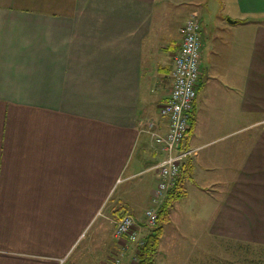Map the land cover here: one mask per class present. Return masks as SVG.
<instances>
[{"label": "crops", "instance_id": "crops-1", "mask_svg": "<svg viewBox=\"0 0 264 264\" xmlns=\"http://www.w3.org/2000/svg\"><path fill=\"white\" fill-rule=\"evenodd\" d=\"M211 2L185 139L198 151L156 263L223 238L264 244V0H0V264H65L115 187L86 264H117V220H142L159 182L147 128L168 129L182 28Z\"/></svg>", "mask_w": 264, "mask_h": 264}, {"label": "built area", "instance_id": "built-area-1", "mask_svg": "<svg viewBox=\"0 0 264 264\" xmlns=\"http://www.w3.org/2000/svg\"><path fill=\"white\" fill-rule=\"evenodd\" d=\"M200 29V19L196 16H192L182 28L183 40L174 58L171 74L172 88L161 106V114L168 120V129L166 132L159 131L155 122H151L147 128L157 148L165 154L153 167L160 175L159 182L152 196V205L144 211L142 220L130 213L123 214L117 220L114 233L118 246L117 264L123 262L131 244L138 246L144 243V225L155 226L158 210L169 190L179 180L183 164L197 154L198 148L187 147L185 139L190 130L201 78L203 42ZM132 255L130 264H138L137 253Z\"/></svg>", "mask_w": 264, "mask_h": 264}, {"label": "rangeland", "instance_id": "rangeland-1", "mask_svg": "<svg viewBox=\"0 0 264 264\" xmlns=\"http://www.w3.org/2000/svg\"><path fill=\"white\" fill-rule=\"evenodd\" d=\"M215 6L216 5L211 2L209 9L205 7L203 14L199 16V18L201 19L203 33H206L207 29L210 30L211 28H213L211 26V22L217 21L218 17H220L221 7L216 8ZM213 29H215V27ZM142 175L140 177L148 178L151 175V172L148 171ZM140 177H138L137 179H139ZM119 188L121 189V187ZM117 194H118V188L115 187L110 198V203L107 204L108 202L107 201L104 204V206H102L99 214L96 215L94 222L85 230L83 236L78 241V244L74 247L71 254L67 258L65 264H86L87 262H89L88 259L91 253L89 247L90 245L93 247L96 245L95 242L100 237L99 233L102 230L101 228L102 226H100V224L101 223L104 224L106 222L105 215L109 210V205L115 201ZM110 214H109L110 216L113 215V213ZM115 220H116L115 217L114 218L111 217L107 219V226L109 229H111V227L115 225ZM103 227L105 228V226ZM147 228H152V227H147ZM145 229L143 236L147 234L145 233ZM113 236L115 238V234H113ZM205 246H206L205 249H199V248L194 249L193 247H191L189 249H184L177 252V256L175 255L176 258L172 259L171 264H263L264 263V246L261 245H250V243L244 244L234 239L230 240L223 238L220 243H218L217 241L215 242V244L208 243ZM137 248H138L137 245L131 244L130 245L131 252L130 251L127 252L128 255L127 254L126 255L130 256L131 254L137 253ZM111 255L112 257L116 256V254H112V253ZM112 257L108 258L107 261H112Z\"/></svg>", "mask_w": 264, "mask_h": 264}, {"label": "trees", "instance_id": "trees-1", "mask_svg": "<svg viewBox=\"0 0 264 264\" xmlns=\"http://www.w3.org/2000/svg\"><path fill=\"white\" fill-rule=\"evenodd\" d=\"M188 191L184 184V180L179 178L177 180L175 186H173L164 202L160 206L158 210V220L149 231L145 237H144V243L141 245H138L137 248V258H138V264H156L157 257L159 254V247L161 243V238L164 233V225L168 223L169 216L171 213L172 208L174 207L175 203L185 197L187 195ZM250 245H261L262 244H250ZM264 264V263H263Z\"/></svg>", "mask_w": 264, "mask_h": 264}]
</instances>
